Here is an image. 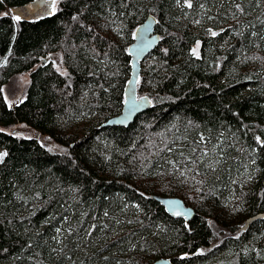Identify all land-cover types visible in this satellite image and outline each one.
<instances>
[{
	"label": "trees",
	"instance_id": "1",
	"mask_svg": "<svg viewBox=\"0 0 264 264\" xmlns=\"http://www.w3.org/2000/svg\"><path fill=\"white\" fill-rule=\"evenodd\" d=\"M29 1L0 0V264H264V0H60L15 19ZM148 14L160 39L137 91L151 107L104 126ZM57 51L65 73L46 58ZM23 72L8 105L2 86Z\"/></svg>",
	"mask_w": 264,
	"mask_h": 264
},
{
	"label": "water",
	"instance_id": "2",
	"mask_svg": "<svg viewBox=\"0 0 264 264\" xmlns=\"http://www.w3.org/2000/svg\"><path fill=\"white\" fill-rule=\"evenodd\" d=\"M38 0H32L20 6H11L10 13L18 20H25L38 15ZM46 1V8L43 16L51 15L55 12V3L57 0ZM40 15V14H39ZM156 17L148 14L146 18L137 25L133 33V40L127 48L130 56V74L123 89V102L120 111L108 117L103 123L104 126H128L135 117L151 107V100L147 95H139L137 84L140 78L141 65L151 50L158 44L160 36L155 30ZM151 198L158 201L165 211L172 217H182L185 221L191 219L195 210L187 205L184 200L178 196H166L160 194H151ZM150 264H172L170 257H159Z\"/></svg>",
	"mask_w": 264,
	"mask_h": 264
},
{
	"label": "rangeland",
	"instance_id": "3",
	"mask_svg": "<svg viewBox=\"0 0 264 264\" xmlns=\"http://www.w3.org/2000/svg\"><path fill=\"white\" fill-rule=\"evenodd\" d=\"M59 1L60 0L56 1L55 9L57 8ZM198 48H199L198 43L194 44L192 47L193 53L197 54L199 52ZM46 58H48V60L51 61L52 65L57 71L61 73L66 72V68L63 65L61 51L53 52L49 54ZM28 81H29V77L27 73L25 72L17 73L5 85L2 86L3 95L8 105L18 100H21L23 98V91L25 87L27 86ZM9 131L14 132L17 135H22L25 137L37 138L39 142H41L46 147H49L51 149H55L57 147L56 143L52 141L47 135L41 134L36 129L30 127L29 125L25 123H18L12 126ZM0 153H3V152L0 150ZM2 157H0V160L2 159ZM207 264H236V262L235 260L231 261V259H225V261L223 262L208 261Z\"/></svg>",
	"mask_w": 264,
	"mask_h": 264
},
{
	"label": "flooded vegetation",
	"instance_id": "4",
	"mask_svg": "<svg viewBox=\"0 0 264 264\" xmlns=\"http://www.w3.org/2000/svg\"><path fill=\"white\" fill-rule=\"evenodd\" d=\"M37 2H39V4H37V7L39 6V9L37 10L38 15L43 14L46 8V1L44 2V0H38Z\"/></svg>",
	"mask_w": 264,
	"mask_h": 264
},
{
	"label": "snow or ice",
	"instance_id": "5",
	"mask_svg": "<svg viewBox=\"0 0 264 264\" xmlns=\"http://www.w3.org/2000/svg\"><path fill=\"white\" fill-rule=\"evenodd\" d=\"M189 7L191 6V4H190V2H189V5H188ZM237 7H239V6H237ZM15 19H19V17L17 16V17H15ZM213 35H216V33H212ZM194 52H195V50H194ZM4 154L3 153H0V157H2ZM57 231H59V229L57 230Z\"/></svg>",
	"mask_w": 264,
	"mask_h": 264
}]
</instances>
